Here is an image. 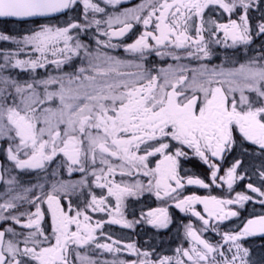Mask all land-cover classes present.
Returning a JSON list of instances; mask_svg holds the SVG:
<instances>
[{
    "label": "snow or ice",
    "instance_id": "6c2138e0",
    "mask_svg": "<svg viewBox=\"0 0 264 264\" xmlns=\"http://www.w3.org/2000/svg\"><path fill=\"white\" fill-rule=\"evenodd\" d=\"M0 264H264V0H0Z\"/></svg>",
    "mask_w": 264,
    "mask_h": 264
},
{
    "label": "flooded vegetation",
    "instance_id": "af4514ba",
    "mask_svg": "<svg viewBox=\"0 0 264 264\" xmlns=\"http://www.w3.org/2000/svg\"><path fill=\"white\" fill-rule=\"evenodd\" d=\"M238 190H246V189H241V188H239V186H238ZM189 191H192V190L190 189ZM197 191H198L199 194H206V193L204 192V190H197ZM218 192H219V190H216V192H214L213 194H217ZM125 231H127V230H122V229H119V228L113 226L112 234H113L114 236H120V235H121L123 232H125Z\"/></svg>",
    "mask_w": 264,
    "mask_h": 264
}]
</instances>
